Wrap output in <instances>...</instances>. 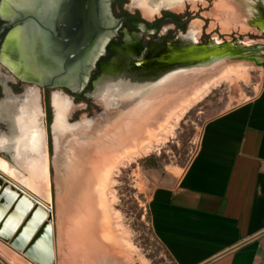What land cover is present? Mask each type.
<instances>
[{"label": "rangeland", "instance_id": "obj_1", "mask_svg": "<svg viewBox=\"0 0 264 264\" xmlns=\"http://www.w3.org/2000/svg\"><path fill=\"white\" fill-rule=\"evenodd\" d=\"M162 2L163 6L157 5L160 6L159 9L171 3L173 11L190 15L187 30L191 41H199L202 33H205V39L211 46L230 44L252 47L258 42L264 44V33L249 23L252 9L264 13V5L260 4V0H197L195 2L187 0L182 7H175V3L171 0H162ZM136 7L141 10L148 20H152L153 15L159 11L158 9L152 15L149 14L151 10L149 0H131L130 8L134 9ZM162 31H167L166 27ZM241 62L252 64L243 71L242 77L239 76L238 78V75L234 74L231 75V79H228V81L222 79L219 81L220 83L216 82L218 84L213 83L212 87H209L210 89L199 101L193 103L186 111L181 113L182 115H179V119L175 115H169V117H164L166 115L162 114L157 115L155 118L157 121L151 124L154 125L151 129L153 131L149 132L148 135L150 136L147 135L149 138H143L146 143H143L145 142L143 139L140 142V146H143L140 155L132 154L128 157L124 156L125 158L119 157L115 159H119L118 161L114 160L115 163L111 160L107 164V168L115 166L111 169L105 190L108 222L105 224L106 226L102 224L104 221L100 215L98 221L102 227L99 228V232L96 231L98 235L94 241L89 236L90 239L88 240L87 235L85 239L84 234L82 236L78 233L79 228L82 226L72 220L74 214L80 210L76 207L75 202L65 204V196L73 176L79 170L91 168L96 164L93 162L87 163L83 158L79 161L74 150L86 149L87 144L84 143L97 137L99 133H103L102 137H109L120 127L121 129L124 128L132 117L138 116L149 106L152 99L157 97L158 91L154 93L152 88L166 78L162 76L163 74L150 80L136 95L122 98H95V104L91 107L88 106L90 103L87 104L83 100L75 104L71 103L66 112L67 121L65 126L67 127L54 129V135L50 137L52 143L50 159L48 155L49 145L45 135L44 147L40 154L33 153L28 148L35 131L46 129L40 121L43 119L41 114L37 121V127L27 136V143L25 141L20 145L19 152L17 149L14 150L19 161L9 160L4 154L0 153V160L3 159L9 164L10 174L20 183L37 192L41 197L45 198L40 191H43V189L48 190L47 179L50 182V203L53 208L54 219L53 222L49 223L50 228H47L46 234L43 233V237H48L49 242L52 244L49 246L45 243L47 249L53 252L54 264H175L151 228L148 209L149 200L156 187L171 183L172 179L180 177L184 172L198 150L206 122L231 107L252 99L264 85V51L255 53L247 51L238 54L228 51L219 56L210 57L203 62L204 64L202 62L198 63L202 66L206 65L199 70L201 73L203 71L204 74L214 70L216 72L218 69L229 65V63L238 64ZM195 66H186V68H180V70L176 69L167 75L171 76L183 71L191 72ZM197 67L200 66L197 65ZM175 84L171 85V88ZM165 89L160 93L164 92ZM168 89L170 87L165 91ZM30 90L36 91L34 88ZM149 94L150 98L138 102V99H142ZM128 110L131 113L124 115ZM16 121L18 127L23 128L22 125L25 120L22 122ZM68 121L75 123L70 124ZM3 124L4 126L0 125V139L2 136H8L10 132L9 127L4 122ZM120 124L121 126H119ZM110 127L112 129L107 130ZM20 132L22 133V131ZM150 133L154 136L152 137ZM144 146L148 148H144ZM12 147V145L8 148L0 147V150L10 151ZM23 152L25 153L24 156L22 155ZM45 160L49 165L47 175L45 174L46 177L44 176V179L35 177L34 169L37 166L44 169ZM36 185H41L42 189L37 191ZM66 207L67 209L69 207V209L67 210ZM64 208L65 211H63ZM70 209L74 212H71ZM32 212L33 207L30 209V214ZM65 214L71 216L70 218L67 216L69 220L71 219L70 221L67 217V219L65 218ZM92 221L90 223L93 224L92 227L97 226L98 228L96 221ZM45 222H47V216ZM4 223V219H0V256L10 264H43L41 261L39 262L40 257H44L43 254L39 255V259H34L32 255L31 257L26 252L28 245H31L33 239L40 233L42 222V225L37 226L35 231L30 234L29 239L22 243V249L11 243V239L17 234L20 226L15 229L14 227L7 229ZM95 227L94 229H96ZM80 235L86 241L83 240L84 244L80 240L82 238ZM6 236L10 240H6ZM76 238H78V241ZM43 240H40V242ZM11 260L13 263L10 262ZM42 262L46 261L43 259ZM0 264L4 263L0 260Z\"/></svg>", "mask_w": 264, "mask_h": 264}, {"label": "flooded vegetation", "instance_id": "obj_2", "mask_svg": "<svg viewBox=\"0 0 264 264\" xmlns=\"http://www.w3.org/2000/svg\"><path fill=\"white\" fill-rule=\"evenodd\" d=\"M66 5L67 0H0V107L8 97L22 98L36 89L50 157L55 94L68 107L81 100L91 107L95 98L136 95L152 78L202 62L200 49L211 46L205 33L199 41L189 39L190 15L171 5L148 20L138 7L130 8L131 0H99V42L79 50L76 27L65 26L62 16ZM251 18L249 23L264 33V13L252 9ZM243 47L249 50L241 53L264 51L261 42ZM3 122L14 130L0 114ZM0 153L19 161L13 147Z\"/></svg>", "mask_w": 264, "mask_h": 264}, {"label": "crops", "instance_id": "obj_3", "mask_svg": "<svg viewBox=\"0 0 264 264\" xmlns=\"http://www.w3.org/2000/svg\"><path fill=\"white\" fill-rule=\"evenodd\" d=\"M148 209L175 264H264V85L206 122L195 156Z\"/></svg>", "mask_w": 264, "mask_h": 264}, {"label": "bare ground", "instance_id": "obj_4", "mask_svg": "<svg viewBox=\"0 0 264 264\" xmlns=\"http://www.w3.org/2000/svg\"><path fill=\"white\" fill-rule=\"evenodd\" d=\"M149 1L151 4V7H150L151 10L149 13L150 15H152L153 12L158 11L160 6H163L162 0H149ZM181 1L182 0H171V2H174L175 5L180 3ZM157 5H160V6L158 7ZM251 65L252 64L248 62H241L238 64L229 63V65H226L221 69H218L216 72H214L215 71L214 70V71L205 72L203 74V71L201 73V71L199 70L201 69V67L203 68L206 65L202 66L201 64H199L200 67L195 66V68H193L191 72L183 71V72H179L178 74L175 73L171 76L168 75L166 76V78H164V80L162 79L155 87L152 88V91L154 93L158 91V93L156 94L157 97L152 99V102L149 104V106L145 108V110H143L138 116H136L135 118L132 117L128 121L127 125H125L124 128L121 129L120 127L118 130L115 131L114 134H110L109 137H106V136L102 137L103 133H99L97 137L92 138L90 139V141L84 143V144H87L86 149H83V150L75 149L74 152L79 161L83 158L84 160H86L87 163L89 162L96 163L95 166L91 168L79 170L73 176L72 182L70 183L66 196H65V202H66L65 204H70V203L73 204V202H75L78 210L80 209L78 213L74 214L75 216L72 217V220L76 221L79 225L81 224L82 226L81 228H79V226L75 224L79 228L78 233L82 234V236L84 234L83 237L87 235L86 236L87 238L89 236L91 240L94 241V239L98 235L99 228L102 227L101 223H99L98 221L100 218V215L104 221L103 223L101 220L102 224L104 225L107 224L108 215H107V204L105 203V192H106L105 190L108 185V180L110 178L111 169L112 167H115V166L110 167L108 165L109 167L107 168V164L111 160L114 162V160L119 157H124V156L128 157V156H131L132 154L133 155L139 154L140 151L143 149V146L142 147L140 146V142L144 137L147 138L148 136H150L148 134L149 132L153 131L151 129H153V126H154V125L152 126L151 124L154 121H157L155 119L157 115H161V114L166 115L164 117H169V115L170 116L175 115V117L179 119V115L183 113L184 111H186L187 108H189L193 103L199 101L203 97V95L206 94L208 89H210L209 87L213 83H216V82L220 83L219 81L222 79L223 81L224 79L228 81V79H231L230 78L231 75H234V74H237L238 78L239 76L242 77L243 71L248 66H251ZM126 80L128 79L126 78ZM173 84L175 85L171 88V85ZM167 86L170 87V89L165 91L168 88ZM163 89H165L164 92L160 93V91H162ZM31 96L32 98H30ZM149 96L150 94L142 99H138L139 100L138 102L144 101ZM8 98H9L8 101L6 100L2 103L0 107V111H1L0 114L3 120L6 123H8L14 130L13 131L11 130L12 132H9L8 136L6 137L2 136V138L0 139V147L8 148L12 145L13 150L16 151V145H17V150L19 152L20 145L24 143L25 141L27 143L28 134L34 131L33 129H35V127H37L38 125L37 121L41 114V109L39 106V95L37 91L28 90L27 93L22 98H18V99L13 98V97H8ZM53 102H54V107L56 110L54 129L58 130L62 127L66 128L67 127L65 126V123L67 121L66 112L69 107L63 101V99L60 98V96L56 94L54 96ZM127 113H131L130 110L126 111L124 115H128ZM16 120H19L20 122L25 120V122L22 125L23 128L18 127V123ZM119 126H121V124ZM110 129H112V127L108 128L107 130H110ZM20 131H22V133ZM44 135H45L44 130L40 129V130L35 131L34 137L29 142L30 145L28 147L33 153L40 154L42 152L43 147H44V144H43ZM151 136L153 137L154 135L151 134ZM144 139L143 141H145ZM146 140H149V139H146ZM143 143L145 144L146 141ZM147 146H144V148H148ZM22 155L24 156L25 153ZM118 160H115V161H118ZM0 163H3L2 165L0 164L1 165L0 170L12 176V174H10L11 169L7 161H4L2 159L0 160ZM48 166L49 165H48V162H46V160H45L44 169L41 166H37L36 169H34L35 177L44 179L46 177L45 174L47 175ZM47 182H48L47 184L48 190L43 189L42 191L41 185H36L35 187L37 191L41 190L40 192L45 197L44 199L47 201V203H49V206L52 208V205L50 203V200H51L50 182L48 179H47ZM22 187H24L30 192L31 191L34 192V194L37 197L43 198L37 192L31 190L28 186L24 185ZM63 211H65V208L63 209ZM72 211L73 210H71V212ZM47 214L49 215L50 212L47 211ZM65 215H66L65 218L69 216L67 214ZM71 216H69V218ZM53 219H54V215H53ZM53 219L49 223L53 222ZM92 219L94 222L96 221L95 223L98 225V228L97 226L96 227L94 226L96 229L92 227L93 224L92 225L90 224ZM90 227L93 229H91ZM47 228H50L49 224L45 228H43L39 234V236L41 235L42 239H43V233L46 234L45 232L47 231ZM82 236L80 235V237ZM83 237L80 238V240L83 241L84 240ZM78 238H76L77 241H78ZM90 238H88V240ZM84 241H83V244H84ZM36 242L37 240L35 241L33 245L32 244L31 245L29 244L30 246L28 245L27 252L29 254L33 253L36 256L45 254L44 257H40L41 263L45 264L47 262L46 264H54L53 252L52 250L47 249V246H46V244H48L49 246L52 245L49 242L48 237L44 238L42 242L39 241L40 243L38 242L36 243ZM40 250H43V251L39 252ZM43 259L46 262H42ZM10 262L13 263L12 260Z\"/></svg>", "mask_w": 264, "mask_h": 264}, {"label": "water", "instance_id": "obj_5", "mask_svg": "<svg viewBox=\"0 0 264 264\" xmlns=\"http://www.w3.org/2000/svg\"><path fill=\"white\" fill-rule=\"evenodd\" d=\"M169 5H171V3H168L165 7ZM64 8L65 9L63 10L62 16L66 22L65 26H72L74 29L76 27L78 32L79 50H83L84 48L99 42V35L97 34L102 31L100 25L99 0H67V5L66 7L64 6ZM244 50L249 49H245L243 46L235 47L230 44H217L207 48H201L199 53L202 57V64H204L203 62L207 61L210 57L219 56L228 51L241 53ZM195 65L197 66L199 64L196 63L190 66L187 65V67H194ZM184 68H186V66H184ZM168 73H170V71ZM168 73H164L162 76L166 77L168 76ZM14 178L15 177L0 170V219H4V224L6 225L7 229L11 227H14L15 229L16 227L20 226L17 234L11 239V243H13L12 245L18 247L19 249H22V243L29 239L30 234L35 231L41 222L43 224L41 228L42 230L49 224L50 221H52L53 208L49 206V203H47L44 198L37 197L34 192L31 191V193L22 187L24 185ZM32 207L33 212L30 214V209ZM47 211L50 212L49 215L47 214ZM46 215L47 222H45ZM22 222L23 224L21 225ZM39 234L33 239L31 243L32 245L36 240L40 241L44 239V237L42 239L41 235L39 236ZM5 239L10 240V238L7 236ZM27 251L28 249L26 252ZM41 251L43 250H40L39 252ZM27 254L36 256L33 253L29 254L27 252ZM34 256L32 258L39 259V256ZM0 260L4 264H10L6 262L1 256Z\"/></svg>", "mask_w": 264, "mask_h": 264}]
</instances>
